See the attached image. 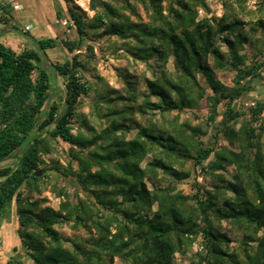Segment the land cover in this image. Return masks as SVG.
<instances>
[{
	"label": "trees",
	"instance_id": "16d2710c",
	"mask_svg": "<svg viewBox=\"0 0 264 264\" xmlns=\"http://www.w3.org/2000/svg\"><path fill=\"white\" fill-rule=\"evenodd\" d=\"M62 1L65 27L76 34L59 40L68 59L48 58L56 37L35 39L23 31L32 47L18 53L0 42V161L21 153L14 167L0 166V222L14 205L15 233L27 259L32 264H113L115 258L173 264L174 255H185L198 243V264H264V98L233 107L263 73L264 1L247 11L244 0H221L217 17L207 0H134L144 6L147 22L128 2L89 0L94 14L88 19L73 0ZM8 9V3L0 5L3 25L9 22ZM90 34L132 42L126 44L132 59L150 68L154 62L158 72L145 79L142 91L120 75L125 95L102 98L103 114L93 107L98 118H109L100 130L78 112L90 91L84 73L93 47L80 51ZM251 37L252 55L246 50ZM216 71L231 73L229 88ZM57 76L63 81L61 103L48 102ZM115 102L127 109H113ZM201 104L205 113L193 116L196 124L180 120L182 112ZM58 141L68 145L69 160L62 171L57 162L48 169L65 178V185L51 189L61 198L55 209L33 194L60 179L42 167L43 156L56 152ZM226 168L233 169L230 179ZM195 174L213 185L198 182ZM190 177V191L178 189ZM222 222L241 235L234 249ZM61 224L87 235L65 239L57 230ZM7 264L23 262L10 257Z\"/></svg>",
	"mask_w": 264,
	"mask_h": 264
},
{
	"label": "rangeland",
	"instance_id": "374dc122",
	"mask_svg": "<svg viewBox=\"0 0 264 264\" xmlns=\"http://www.w3.org/2000/svg\"><path fill=\"white\" fill-rule=\"evenodd\" d=\"M76 5H78L83 11H85L87 18H91L94 14L88 7L89 0H73ZM115 4H121L123 2H128L136 9L140 19L143 22H147V13L145 12L144 6L134 0H111ZM247 11H256L259 6V0H244ZM8 3L10 6L9 10V22L6 25L0 23V42L5 46L10 47L14 52L18 53L23 49H28L32 47V44L21 35V32L26 31L35 39L46 38V37H56L57 47L53 50H48L47 56L52 62H63L68 59L70 55L66 53L64 48L59 44L60 39H76V34L74 30L68 29L65 26H62L60 23L67 20V14L65 11V6L62 0H0V5ZM17 3L22 6L20 10H15L13 4ZM80 3H85L80 5ZM207 3L210 7L211 13L219 17L223 11L221 0H207ZM164 5V3H163ZM59 13L57 18L56 12ZM128 14L127 11H125ZM257 17L263 18V13L257 12ZM241 18L244 21H247L248 18L241 15ZM131 19L135 21V18L131 16ZM56 20H59V23H56ZM27 24L31 25L30 30H25ZM16 27L15 31L11 27ZM259 32L257 35H260ZM250 38V46L246 45L247 52L252 55L255 52L254 46L252 45V40ZM132 44L130 41H122L116 37H107L103 36L101 38H95L94 35H89L82 42L81 53L85 52V46L90 45L93 47L94 58L88 64V70L84 73L85 80L88 81L90 85V91L88 96H85L81 100V106L78 110L79 113H82L87 116L89 122L94 125L97 130L104 128L106 126V121L109 118H98L93 113V107L96 104L102 108V114L106 112V106L101 103V99L104 97L115 98L117 95H125L124 89L122 87V82L120 79L121 76H126L132 78L133 81L137 83V89L142 91L144 89L145 79H153L157 75V64L150 62L151 68L148 67L144 62L134 61L132 57L127 52V44ZM222 50L225 51V48L222 47ZM261 61L264 65V55L261 57ZM167 69L172 71L171 60L167 63ZM231 73L227 71H216V78L221 81L226 87H230L231 84ZM115 92V93H114ZM63 96V81L60 77H55V82L52 87L51 95L48 99V102H51L53 99H56L59 103V100ZM264 98V68L263 73L258 77L253 83V90L245 95H242L233 103L235 109H240L248 103ZM140 101V98L137 99V102ZM125 103H113L111 106L113 109H127ZM133 112V111H132ZM205 113V107L201 104V107L197 110H191L182 112L180 114V120L188 119L192 124H196L198 120L194 119L193 116L197 115L201 117ZM173 115V114H172ZM135 119L143 123V119L136 115L133 112ZM75 132V130H73ZM135 131L132 130L127 135V138H132ZM223 143V142H220ZM225 143V142H224ZM55 146L54 153L49 155H44V167L43 172L52 171L50 169L51 165L57 162L61 170L65 168L68 164V154L67 149L68 145L61 141H58ZM21 153H17L9 158L0 161V166H10L14 167L19 159ZM149 160L147 157L143 164ZM73 167L75 164L73 163ZM198 170V169H197ZM223 172L230 179L231 174L233 173L232 168H226ZM57 173V172H56ZM59 180L57 182L50 181L47 184L45 190H42L40 195L33 194V198H44L46 199L45 205H49L52 208H57L58 203L61 198L56 197L52 192V187L54 185L60 187L65 185L64 177L62 174H58ZM53 176V175H50ZM196 180L203 183L206 186H212L213 182L208 177H203L196 175ZM193 177L190 179L182 181L177 184L178 189H182L185 192H189L191 187ZM148 187H151V183L147 182ZM67 192L72 194L74 193L73 188L68 187ZM79 197L83 195L78 194ZM6 224V227L10 228V232L7 236L1 235V241H5V246H0V264H7L10 257H17L21 259L23 264H32L26 257L23 252L17 236H14L15 228L17 227L16 216L14 213V205H12L5 213L2 214L0 226ZM221 229L227 233V236L231 240L230 246L232 249L237 247V243L241 239V235L233 232L228 223L222 222ZM57 230L65 239H74L78 237H85L87 233L84 231H72L66 225H58ZM16 234V233H15ZM15 245V246H14ZM202 249L198 243L193 244L190 249L186 252L185 255H174L173 264H198L200 253ZM113 264H127L119 258L114 259Z\"/></svg>",
	"mask_w": 264,
	"mask_h": 264
},
{
	"label": "crops",
	"instance_id": "0c3cea01",
	"mask_svg": "<svg viewBox=\"0 0 264 264\" xmlns=\"http://www.w3.org/2000/svg\"><path fill=\"white\" fill-rule=\"evenodd\" d=\"M14 4H15V3H14ZM16 4H17V3H16ZM28 25H30V24H27L26 26H28ZM30 26H31V25H30ZM9 232H10V228L6 227V224H3V225L0 226V237H1V235H2V236H7ZM14 236H16L15 233H14ZM5 245H6L5 241H4V242L1 241V238H0V246H5ZM14 246H15V245H14Z\"/></svg>",
	"mask_w": 264,
	"mask_h": 264
},
{
	"label": "built area",
	"instance_id": "2783aa9c",
	"mask_svg": "<svg viewBox=\"0 0 264 264\" xmlns=\"http://www.w3.org/2000/svg\"><path fill=\"white\" fill-rule=\"evenodd\" d=\"M13 8L15 9V10H20L21 8H22V6L20 5V4H13ZM56 23H59V20H56ZM62 26H66L67 25V22L66 21H62L61 23H60ZM30 28H31V26L30 25H28V26H25V30H30Z\"/></svg>",
	"mask_w": 264,
	"mask_h": 264
},
{
	"label": "water",
	"instance_id": "95a60500",
	"mask_svg": "<svg viewBox=\"0 0 264 264\" xmlns=\"http://www.w3.org/2000/svg\"><path fill=\"white\" fill-rule=\"evenodd\" d=\"M45 173L48 174V175H57V173L54 172V171H46Z\"/></svg>",
	"mask_w": 264,
	"mask_h": 264
},
{
	"label": "bare ground",
	"instance_id": "6f19581e",
	"mask_svg": "<svg viewBox=\"0 0 264 264\" xmlns=\"http://www.w3.org/2000/svg\"><path fill=\"white\" fill-rule=\"evenodd\" d=\"M85 4V3H84ZM83 3H80V5H84Z\"/></svg>",
	"mask_w": 264,
	"mask_h": 264
}]
</instances>
